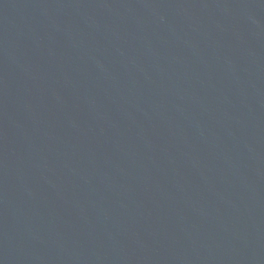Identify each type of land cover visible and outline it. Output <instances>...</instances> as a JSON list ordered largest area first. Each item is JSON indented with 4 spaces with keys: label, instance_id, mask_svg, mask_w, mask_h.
<instances>
[{
    "label": "water",
    "instance_id": "1",
    "mask_svg": "<svg viewBox=\"0 0 264 264\" xmlns=\"http://www.w3.org/2000/svg\"><path fill=\"white\" fill-rule=\"evenodd\" d=\"M0 264H264V0H0Z\"/></svg>",
    "mask_w": 264,
    "mask_h": 264
}]
</instances>
